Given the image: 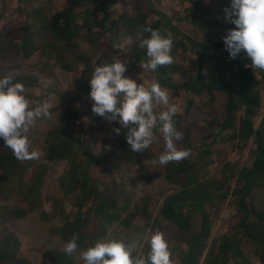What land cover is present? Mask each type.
<instances>
[{
	"label": "trees",
	"instance_id": "obj_1",
	"mask_svg": "<svg viewBox=\"0 0 264 264\" xmlns=\"http://www.w3.org/2000/svg\"><path fill=\"white\" fill-rule=\"evenodd\" d=\"M188 1L187 12L177 19L156 11L153 5L146 10L138 3L126 10L128 0H64L55 13L39 6L29 10L24 25L0 29V62L11 53L22 58L37 55L44 67L53 64L65 72L78 70L71 85L84 96L91 91L89 81L97 66L94 61L108 58L103 63L112 62L114 59L109 56L115 53V47H121V42L132 36L124 61L127 71L132 70L148 59L146 49L139 47L136 33L149 26L165 33L170 31L173 63L148 72L167 90L170 100L185 96L183 110L174 116L176 128L183 134L178 147L190 149V131L197 125L217 128L220 133L227 132V141L235 143L238 150L252 142L249 164L225 162L218 166L216 174L207 171V156H188L163 165V179L171 189L159 192L158 215L154 216L150 209L153 198L143 196L133 201L130 192L124 190L119 199L105 197L101 183L90 171L110 162L124 167L141 185H150L153 178L147 162H158L165 150L164 140L134 153L122 126L112 124L103 131L100 141L105 150L95 154L88 134L105 118L93 113L94 102L83 110L72 108L76 99L60 95L58 99L67 105L66 111L44 133L38 160L20 161L0 141V264H33L21 256L19 238L7 224L34 213L41 220H58L49 233L63 244L67 245L74 233L79 237L78 249L72 255L66 254L65 247L47 248L40 253L38 264H84L79 261L82 250L105 239L111 231L128 232L137 219L152 234L164 231L162 221L173 226L177 234H187L179 239L185 249L180 250L178 264H254L253 260L264 264V116L257 127L254 124L263 104L264 70L252 69L244 51L232 58L224 40L197 44L181 30V24L203 28L227 22L224 10L231 0H217L212 9L203 7L200 0ZM116 4L120 7L118 13L112 10ZM184 53H190L191 58L182 61ZM5 74L0 72V78ZM30 80L29 76L15 77L24 88L30 86ZM216 93L224 96L222 118L215 116ZM202 117L208 120L200 126L196 123ZM81 118L86 120V127L75 131ZM116 128L121 129L119 135ZM58 164L64 168L56 180L60 197L48 198L52 210L49 214L43 210L47 196L44 198L42 188L49 170ZM220 201L231 205L233 215L228 230L212 238L210 209ZM87 214H91V221ZM196 221L197 228L192 231V222Z\"/></svg>",
	"mask_w": 264,
	"mask_h": 264
},
{
	"label": "rangeland",
	"instance_id": "obj_2",
	"mask_svg": "<svg viewBox=\"0 0 264 264\" xmlns=\"http://www.w3.org/2000/svg\"><path fill=\"white\" fill-rule=\"evenodd\" d=\"M208 9H212L216 6L217 0H200ZM64 3V0H0V29L18 27L25 24L27 14L29 10L37 8L39 6L48 7L47 11L55 13L59 11ZM140 4L144 9L148 10L149 5H153L156 11L162 12L175 19L183 16L188 10V0H128L126 10L132 9L135 5ZM120 7L116 4L112 7L114 13H118ZM214 20L216 16H214ZM233 28L229 22L221 21L218 25L212 27L199 28L189 24H181V30L184 34L196 42L204 43L209 40H224L229 29ZM129 45L121 42V47H115V53L110 54V59H122L126 61L128 56L127 52ZM222 53V52H221ZM223 54V53H222ZM191 58L190 53H184L181 58L182 61H187ZM108 58H101L100 62L94 61V65L103 64L107 62ZM80 69H82V65ZM43 68V69H42ZM73 72H65L60 68L55 67L53 64L48 67L42 66L40 59L37 55H33L30 58H22L18 55L9 54L2 62H0V72L14 73L15 77L29 76L30 81L25 87V95L31 101V107H35L38 103L47 99L50 104V112L52 114L51 119L37 118L35 122L30 126L28 132L31 148L42 150V137L44 133L57 122L60 114H64L66 111V104L61 103L58 99L60 95L76 100L72 101V108H85L86 104H92L90 93L82 96V92L75 90L71 83L74 77L79 75L78 70H72ZM125 76L130 77L138 84L144 83L146 87L155 80V76L149 73L147 70H143L140 66L129 70L125 73ZM33 78L38 81L33 83ZM33 84V85H32ZM262 105L258 116L254 119L255 127L258 126L262 119L264 111V93H262ZM176 101V102H175ZM170 100V103H175L178 106V110H183L182 106L185 101V96L178 100ZM224 104V96L221 93L215 94L214 111H218V118L223 117L222 107ZM184 108V107H183ZM203 110L205 108L202 107ZM166 110L164 105H156L154 111L159 112ZM208 118L202 117L198 119L196 124L203 126ZM86 120L80 119L75 131H81L86 127ZM112 124L120 125L117 121L103 120L101 124L97 125L96 130L88 134L89 143L92 151L95 154H102L105 148H102L100 141L103 136V131L108 129ZM198 126V125H197ZM193 128L190 131V154L189 156H207L206 161L208 163L207 171L216 174L218 166L225 162H231V164L237 166H243L249 164L250 151L253 148L252 142L248 143L247 148L244 150L236 149L235 143L228 142L227 132L220 133L217 128L208 129L206 127ZM160 124L157 123L154 129V136L152 143H161L163 141V135L159 131ZM2 141V139H0ZM111 148V147H109ZM108 148V149H109ZM205 153V154H204ZM147 167L152 175V183L150 185H141L139 179L135 178L131 173H128L122 166L113 164L110 162L104 165L92 167L90 174L93 178L101 183V192L105 197H112L115 199L120 198V191L130 192V196L133 201L142 198L143 196H150L154 199L151 202L150 209L154 216L158 215L160 194L159 192H167L169 187L163 179L164 171L163 165H160L157 161L147 162ZM63 165L58 164L49 170L42 193L45 199L43 210L51 213V205L48 200L49 197H60L57 190L56 180L63 171ZM149 194V195H148ZM152 205V206H151ZM215 205V207H213ZM213 208L210 209V220L212 238H216L228 230L230 224V218L233 215L231 205L227 201H220L213 203ZM88 221L92 220L91 214L86 215ZM141 219H137L132 229L125 233H117L111 231L105 239L116 238L128 242L130 239L140 236L142 237L143 247L138 249L139 253L149 251V241L152 233L149 232L141 223ZM58 224L56 218L41 220L37 213L28 215L19 220H10L7 224V228L13 234H15L20 241V254L21 256L29 259L33 264L39 263L40 253L47 248H59L64 249L66 247L58 238H54L50 235L49 230ZM162 225L165 226L164 234L165 239L168 242L172 260L174 264L179 263L181 251L185 246L179 241L181 238H185L187 234H177V231L173 226H170L166 222L162 221ZM1 228V224H0ZM197 228V221L192 222L191 230L194 231ZM178 240L179 242H177ZM176 241V243H175ZM177 246V247H176ZM176 247V251H172V248ZM79 261L83 263L81 256ZM254 264H258L253 260Z\"/></svg>",
	"mask_w": 264,
	"mask_h": 264
},
{
	"label": "clouds",
	"instance_id": "obj_3",
	"mask_svg": "<svg viewBox=\"0 0 264 264\" xmlns=\"http://www.w3.org/2000/svg\"><path fill=\"white\" fill-rule=\"evenodd\" d=\"M224 11L226 21L235 25L223 38L230 56L236 58L244 51L251 60L252 69L264 70V0H231ZM142 32L149 35L143 36ZM142 32L136 33V40L141 49H146L148 59L147 62H140V67L154 72L160 66L171 65L172 33L150 26L144 27ZM124 43L131 45L133 37H126ZM126 71L127 64L122 59L95 67L89 81L93 113L109 121L118 120L134 153L143 152L151 146L154 129L159 122L165 150L158 157V163L167 165L187 158L190 149L177 145V141L183 139L174 120L178 106L170 103L167 90L158 81H153L148 87L144 83L138 84L125 76ZM24 93V85L15 81L14 73L0 78V139L12 150L16 159L38 160L41 152L31 148L28 132L37 118H52L51 104L45 99L33 108ZM156 105H164L166 110L157 114L154 111ZM115 132L119 135L121 129L116 128ZM78 239V234L74 233L65 247L67 255L78 249ZM142 247L139 235L128 242L116 238L99 239L82 250L80 256L84 264H174L168 242L159 230L152 234L146 254L138 252Z\"/></svg>",
	"mask_w": 264,
	"mask_h": 264
}]
</instances>
